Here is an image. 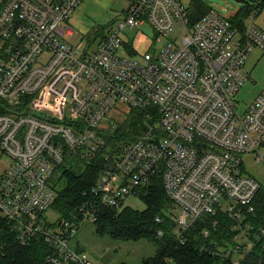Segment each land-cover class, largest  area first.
Wrapping results in <instances>:
<instances>
[{"label": "built area", "instance_id": "1", "mask_svg": "<svg viewBox=\"0 0 264 264\" xmlns=\"http://www.w3.org/2000/svg\"><path fill=\"white\" fill-rule=\"evenodd\" d=\"M81 1L0 0V217L21 245L42 237L51 249L43 264H94L71 246L80 226L96 222L99 204L120 209L139 198L162 172L180 212L179 237L203 216L227 214L239 233L226 253L239 264L236 254L244 258L264 240V223L253 238L244 223L264 184L243 166L252 154L264 162V89L246 109L236 98L251 53H264V31L254 15L241 33L215 9L191 24L183 0H136L84 48L68 26ZM146 28L150 47L135 54L126 35ZM136 109H149L145 131L106 156L95 201L81 217L47 222L55 172L78 151L92 161Z\"/></svg>", "mask_w": 264, "mask_h": 264}, {"label": "trees", "instance_id": "2", "mask_svg": "<svg viewBox=\"0 0 264 264\" xmlns=\"http://www.w3.org/2000/svg\"><path fill=\"white\" fill-rule=\"evenodd\" d=\"M211 9L202 0H193L188 7L191 24ZM259 9H264V1L260 4L257 0L247 1L229 20L243 33L246 21ZM148 110H134L123 125L108 134V147L100 149L92 161L87 162L78 151L74 167H63L66 186L57 191L52 205L61 218L81 217L80 208L88 200L95 201L92 191L109 166L106 156L120 153L125 144L145 131L143 123ZM162 175L160 172L148 186L139 190L138 197L145 205L144 210L129 206L120 209L95 206L98 210L93 224L95 231L114 240L159 242L161 247L156 255L144 264H233L232 256H226L225 249L236 244L239 231L234 230L235 221L222 212L203 216L180 238L173 213L175 206L165 192ZM255 206V214L244 222L251 224L249 235L252 238L264 223L263 192L257 197ZM50 253L51 249L42 237H34L28 244L21 245L12 225L0 217V264H43ZM239 264H264V240L256 241L252 251Z\"/></svg>", "mask_w": 264, "mask_h": 264}, {"label": "rangeland", "instance_id": "3", "mask_svg": "<svg viewBox=\"0 0 264 264\" xmlns=\"http://www.w3.org/2000/svg\"><path fill=\"white\" fill-rule=\"evenodd\" d=\"M134 1L136 0H82L79 8L68 21V26L76 32L73 44L77 45L83 41L84 48L96 44L102 34L111 30L118 22V18L127 13L128 7ZM192 1L183 0L187 7L191 6ZM247 1L250 0H202L206 7L215 9L230 19ZM263 20L264 15L256 20L257 25L262 28H264ZM129 36L130 34L126 35L127 39ZM152 36V32L147 28L136 33V41L133 44L135 54H142L149 49ZM169 39L173 40L172 37ZM166 42L161 38L157 41V47ZM244 72L247 81L236 98L239 107L246 109L264 89V53L254 50L246 63ZM262 152L264 154V148ZM75 164L76 160L73 157H68L63 167H74ZM243 166L246 175L264 184V162L257 160L255 154L247 156ZM63 167L58 169L50 180V186L57 191L66 186V181L62 176ZM126 206L136 210L145 209L144 203L137 197L129 198ZM173 213L179 214V209L175 207ZM59 218H61V214L53 208L46 212V221L49 223L56 222ZM71 246L86 253L94 264H144L147 259L156 255L161 244L149 240L139 242L114 240L109 236L99 235L93 224L85 223L80 226L73 237ZM225 254L232 256L231 253ZM234 258L240 259V262L244 259L242 255L237 254Z\"/></svg>", "mask_w": 264, "mask_h": 264}, {"label": "crops", "instance_id": "4", "mask_svg": "<svg viewBox=\"0 0 264 264\" xmlns=\"http://www.w3.org/2000/svg\"><path fill=\"white\" fill-rule=\"evenodd\" d=\"M253 1V0H252ZM256 0H254V2H255ZM258 1V4H260L261 2H263L264 0H257ZM252 15H254V20H253V23H254V25L257 27V28H259V29H261L262 31H264V28H262V27H260L259 25H257V22H256V20L258 19V17H260V16H262V15H264V9H259V10H256ZM264 21V20H263ZM129 39H130V41L132 42L131 43V45L133 46V44H134V42L136 41V34H130V36H129ZM128 39V40H129Z\"/></svg>", "mask_w": 264, "mask_h": 264}, {"label": "water", "instance_id": "5", "mask_svg": "<svg viewBox=\"0 0 264 264\" xmlns=\"http://www.w3.org/2000/svg\"><path fill=\"white\" fill-rule=\"evenodd\" d=\"M124 19V16H121L118 18V20H123Z\"/></svg>", "mask_w": 264, "mask_h": 264}]
</instances>
